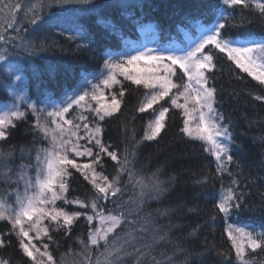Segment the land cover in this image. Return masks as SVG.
I'll return each mask as SVG.
<instances>
[{
  "label": "trees",
  "instance_id": "16d2710c",
  "mask_svg": "<svg viewBox=\"0 0 264 264\" xmlns=\"http://www.w3.org/2000/svg\"><path fill=\"white\" fill-rule=\"evenodd\" d=\"M17 2L25 3V0H0V24L9 21L20 23L23 12L13 20L9 10L4 7L5 4ZM218 2L220 0H93L97 5H109L96 11H82L89 6L76 3L60 5L50 21L58 26L31 31L34 26L25 25L30 29V33L25 34L27 38L35 45L43 41L45 47L33 51L19 46V40H13L8 44L0 42V52L22 74L19 86L24 90L25 98L47 111L59 105L74 90H83L87 86L85 80L96 83L94 77L100 76L104 60L110 56L114 58L135 41L139 42L144 28L152 29L161 41H180L186 36H195L199 24L205 26L215 23L219 13L209 9L208 5ZM235 13L236 19L232 24L238 23L241 16L252 23L245 24L243 29L229 25L224 31L225 37L239 35L243 39L247 33H252L258 38L264 32V22L257 18L253 10L237 7ZM77 27L82 30L80 41L69 38L76 34ZM8 34L13 37L16 35L12 31ZM78 45L86 47L78 48ZM214 63L216 67L209 74V86L217 89L215 107L223 114V123L228 126L233 137L230 146L233 162L229 164L228 172L217 173V164L213 156L205 151V145L182 133L183 113L166 104V100L154 105L157 110L161 106L169 108L161 135L154 140H142L148 122L154 118L152 110L144 113L138 111L146 91L142 86L122 82L125 95L120 111L100 122L103 129L101 139L105 145H110L109 151L123 153L126 147L130 151L134 150L136 158L132 166L140 175L147 177L159 170V179L166 191L159 197L154 193L152 199H146L142 211L128 217L129 221H136L132 225L138 231L136 247L152 242L156 225L160 226L161 231L169 232L170 241L156 246L152 253L158 260L175 253L173 259L177 264L186 257L189 258L188 264H221L222 258L218 252L223 251L230 253L234 261V250L225 231L227 220L232 223L239 220L240 225L250 224L256 232L264 231V211H261L264 207V100L255 99L257 95L264 96V85L237 69L224 54L218 53ZM60 73H68V79L65 74L61 77ZM3 77L0 72L2 103L10 100L7 89L11 86L10 79ZM24 106L20 109L25 111L26 119L11 130L7 142H0V149L5 152L14 146V155L9 161L14 182L0 183V191L16 190L15 173L19 165L34 164L36 149L46 148L47 145V140L33 130L35 114ZM71 114V119L77 122H80L79 115L83 114L87 116L90 126L94 123V116L90 112L81 110ZM79 135H84L82 128ZM141 140L137 146L136 142ZM21 147L31 149L32 159L27 155L21 156ZM93 150L96 152L98 148ZM102 162L103 168L97 167L96 170L103 171L110 178L115 175L116 162L107 156L102 157ZM70 171L72 175L67 178L68 192L64 195L69 201L79 199L87 205L95 198V190L83 175L75 169ZM31 174L34 175V172ZM204 176L209 177L208 181L197 183ZM127 179L125 174L123 180ZM232 179L238 181L236 187L245 193V202L239 216L233 214L231 219L226 220L216 212L214 204L219 199L222 185L226 187ZM130 196H134L131 186L122 200L127 201ZM116 203H121V199L118 198ZM100 204L105 214L116 208V204L108 200H101ZM57 206L69 212L93 214L90 208H82L78 204L57 201ZM125 207L134 209L135 205ZM158 209L169 211L161 216ZM149 215L153 223L144 225L147 232L139 231L143 224L140 218ZM96 226H99L98 220L89 224L82 215L72 225L69 234L66 235L64 229L56 230L53 223L49 225L52 240L42 237L39 241L35 239V242L41 244L37 246L41 251L42 244H48L57 264H83L82 256L78 255L81 246L77 237L86 238L89 229ZM197 227L196 234L190 235ZM10 228V223L0 221V233L6 239L5 246L0 247V259L8 260L10 264H31L30 258L25 257L20 250L15 234L10 233ZM177 248L183 251H176ZM69 249H72V253H69ZM201 253L203 255H199ZM97 254L93 252V261ZM253 255L259 264H264V252L257 251ZM128 264H131V259Z\"/></svg>",
  "mask_w": 264,
  "mask_h": 264
},
{
  "label": "snow or ice",
  "instance_id": "6c2138e0",
  "mask_svg": "<svg viewBox=\"0 0 264 264\" xmlns=\"http://www.w3.org/2000/svg\"><path fill=\"white\" fill-rule=\"evenodd\" d=\"M69 3L89 6L87 9H81L82 11H96L109 6L97 5L93 0H36L35 3L32 0H25V3L5 4L4 7L9 10L13 20L20 12H23V17L19 25L14 22L7 23L4 31L0 32V42L8 44L13 40H19V46L31 48L33 51L45 47L43 41L40 45H35L27 38L25 34L30 33V29L25 25L34 26L31 31L58 26L50 23L53 14L58 6ZM208 7L219 13L218 19L209 27L202 28L198 42L193 41L194 46L180 49L178 52L166 53L145 48L142 51L134 50V54L132 51H126L115 58L110 56L104 60V69L100 76L94 77L98 80L97 83L85 80L84 83L90 85V89L85 87L80 94H76L74 90L73 96L68 97L62 105L53 107L51 111L38 108L35 104L27 105L36 115L33 130L47 139L49 146L36 149L34 164L19 165L15 173V182L18 185L16 190L0 191V221L11 224L9 231L15 234L20 250L25 257L30 258L31 264H57L49 251V245L42 244L41 251L33 240L39 241L42 237H47L51 241L49 225L53 223L56 230L64 229L65 234H69L72 225L82 215L89 224L93 220L99 221V226L89 229L86 238L77 237V242L81 246V253L78 255L82 256L83 264H128L129 259L131 264H177L173 259L175 253L159 260L152 255L156 246L170 241L168 231H161L160 226L156 225L152 242L136 247L138 231L132 227L136 221L128 220L130 215L142 211L146 199H152L154 193L159 197L166 191L159 179V170L147 177L140 175L132 166L136 158L134 150L130 151L126 147L123 153L109 151L110 145H105L101 139L103 129L100 122L120 111L125 95L120 79L122 77L123 81L142 86L146 90L138 111L144 113L152 110L154 118L148 122L142 140H154L161 135L169 108L161 106L157 110L154 105H158L165 98H170L172 106L183 110L182 133L193 140L203 142L205 151L215 158L217 173L228 172L227 165L233 162L230 154L233 137L228 126L223 123L225 119L223 114L215 107L217 89L209 86V74L216 67L214 59L219 53L224 54L237 69L264 85V32L259 34L258 38L252 33H247L243 39L239 35L227 37L224 35L229 25L243 29L245 24L252 23L243 16L238 23H231L236 19L237 7L253 10L257 18L264 22V0H220ZM9 30L16 35L8 36ZM76 34H82L79 27ZM77 47L84 48L86 45ZM5 59V54L0 52V61ZM173 77H177L182 83H175ZM184 77L187 79L184 80ZM16 79L20 77L17 76ZM116 85H120V90L110 91ZM105 90H109L108 94ZM173 90L175 95H170ZM181 98L183 103H180ZM255 99L264 100V96L257 95ZM73 106L93 114V125H89L87 116L83 114L78 117L82 123L66 119V114ZM42 113L43 122L40 118ZM49 118L50 124L55 127H50ZM25 119V111H21L15 102L8 106L7 110L0 111V142H7L11 130ZM81 128L84 131L83 136L79 135ZM81 140L85 143L81 144ZM142 140L137 141L136 145L138 146ZM93 148H98V151L94 152ZM20 152L21 156L27 155L32 159L31 149L21 147ZM13 155L14 146H11L8 152L0 149V183L14 182L12 166L9 163ZM103 156L116 162V173L111 178L104 175L103 171L96 170L97 167L103 168ZM77 157L91 159L88 163H79ZM70 169H75L83 175L95 190V198L87 205L79 199L69 201L64 195L68 192L67 178L72 175ZM31 172H34V175ZM125 174L128 177L127 181L123 180ZM228 174L232 175L231 172ZM208 179V176H204L197 183H205ZM21 182L23 192L19 190ZM237 183L236 179H232L227 187L222 185L219 199L214 204L216 212L222 214L226 220L231 219L233 214L239 216L244 208L245 193L236 187ZM129 186L132 187L134 196L123 201L122 197ZM13 196L14 200H11ZM118 198L121 199V203H116ZM101 200L116 204V208L105 214L100 204ZM57 201L90 208L93 214L66 211L65 208L57 206ZM132 204L135 205L134 209L125 207ZM168 211L169 209L157 210L161 216L166 215ZM261 211H264V207ZM140 219L143 220V224L139 231L147 232L148 229L144 225L153 223L150 215ZM45 220L49 223L45 224ZM239 225L238 220L236 224H228L225 229L231 242V249L234 250V261L230 253L221 251L218 252V256L222 258L221 264H259L253 254L257 251L264 252V231L256 232L254 226L250 224ZM198 227L194 228L190 235H195ZM30 232H34L35 236L30 235ZM5 243V235L0 233V247H4ZM94 251L98 254L93 261ZM176 251L183 250L177 248ZM69 253H72V249H69ZM188 259L186 257L180 264H188ZM0 264L10 262L0 259Z\"/></svg>",
  "mask_w": 264,
  "mask_h": 264
},
{
  "label": "rangeland",
  "instance_id": "374dc122",
  "mask_svg": "<svg viewBox=\"0 0 264 264\" xmlns=\"http://www.w3.org/2000/svg\"><path fill=\"white\" fill-rule=\"evenodd\" d=\"M32 2L35 3L36 0H32ZM17 24H19V23H17ZM6 25L7 24H4V25L0 24V32L4 31ZM207 27H209V26H204L203 24H199V26H197V35L195 37H194V35L186 36V37L182 38L180 41H174L173 40V41H167V42L166 41L163 42V41L157 39L158 37L155 34V32L152 29H148V27H147V28H144V30H142V36H141L140 41L139 42L135 41L136 43H134V44L132 43L131 47H128L125 50V52L126 51H132L133 54H134V50L139 49V50L142 51L145 48L153 49V50H162V51H165L166 53L168 51H176V52H178L180 49H187V48H190L191 46H194L193 45V41L198 42V38H199V36L201 34L202 28H207ZM8 32H11V30H9ZM7 35H9V34L7 33ZM70 37H74L73 40H76V41H80V39H81V35H77V34L70 35ZM120 53H122V51ZM117 56H118V54L115 57H117ZM12 66H14V65L12 63L10 64V62H8L7 59H5L4 61H0V72L4 76L3 78H7L8 77L10 79V85H11L7 89V93L9 95V97H10V100L3 101V103L0 102V111L7 110V107L11 106L14 102L19 105V108H21V106H23V105H26L24 107L28 108L27 105L28 104H32L27 98H25V92L19 86V84L22 82V79H23L22 74H20V72L15 70ZM105 75H106V72H105ZM17 76H19L20 79H16ZM120 79L122 80V82H129V81H123L122 77ZM183 79L186 80L187 78L184 77ZM173 80L177 84L182 83V81L180 79H178L177 77H173ZM97 82H98V80H97ZM118 86L119 85L114 86L110 91L117 92L118 91ZM86 87L90 89V85H87ZM105 91H106V94H108L109 90H105ZM80 92H82V90L76 91V94H80ZM73 95H74V93L68 95L66 97V99L62 103H59V105H62L67 100L68 97H71ZM170 95H175V90H173V93L170 94ZM18 97H22L23 99H18ZM165 100H166L165 101L166 104L171 105L170 98H165ZM180 103H183V98L180 99ZM172 107L175 108L174 106H172ZM52 109H53V106L51 108H48L47 111H51ZM175 109H179V108H175ZM81 110H82L81 108H79L77 106H73V109H70V112L68 114H66V119H71V115H72L71 113H76L77 111H81ZM179 111H181L183 113L182 109H179ZM84 112H88V111H84ZM34 118H36V115H35ZM40 118H41V121L43 122L44 121V114L43 113L41 114ZM50 119L51 118H49L50 127H55L54 125L50 124ZM197 141H199V140H197ZM199 142H201V141H199ZM84 143H85V141H82L81 144H84ZM201 143H203V142H201ZM48 146L49 145H48V140H47L46 147H48ZM93 151H95V150H93ZM76 159H77V161L79 163H88L91 158H89V157H77ZM214 161H215V158H214ZM228 166H229V164L227 165V168H228ZM70 170H72V169H70ZM19 190L21 192H23V183L22 182L19 184ZM12 200H14V196H13ZM44 223L48 224L47 220H45ZM228 224H236V223H232V222L227 221V226H228ZM239 226H243V225H239ZM30 235L35 236V233L34 232H30ZM33 243H35L36 246H40L41 245V244L37 245V242H35V239L33 240Z\"/></svg>",
  "mask_w": 264,
  "mask_h": 264
},
{
  "label": "bare ground",
  "instance_id": "6f19581e",
  "mask_svg": "<svg viewBox=\"0 0 264 264\" xmlns=\"http://www.w3.org/2000/svg\"><path fill=\"white\" fill-rule=\"evenodd\" d=\"M62 74H65V73H60L61 77H63V76H65V75H66V79H68V77H69L68 73H67V74H65V75H62ZM60 84L62 85L63 83H62V82H60ZM103 202H104V201H103ZM227 221H229V220H227ZM229 222H230V221H229Z\"/></svg>",
  "mask_w": 264,
  "mask_h": 264
}]
</instances>
